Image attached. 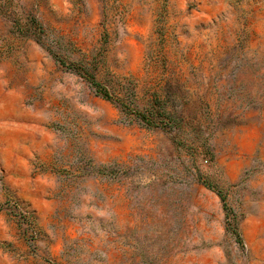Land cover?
Returning a JSON list of instances; mask_svg holds the SVG:
<instances>
[{
	"label": "rangeland",
	"instance_id": "rangeland-1",
	"mask_svg": "<svg viewBox=\"0 0 264 264\" xmlns=\"http://www.w3.org/2000/svg\"><path fill=\"white\" fill-rule=\"evenodd\" d=\"M0 227L26 264H264V0H0Z\"/></svg>",
	"mask_w": 264,
	"mask_h": 264
},
{
	"label": "crops",
	"instance_id": "crops-1",
	"mask_svg": "<svg viewBox=\"0 0 264 264\" xmlns=\"http://www.w3.org/2000/svg\"><path fill=\"white\" fill-rule=\"evenodd\" d=\"M4 231L0 227V239L4 236ZM0 264H26L23 261H19L14 259L10 253H4V251L0 248Z\"/></svg>",
	"mask_w": 264,
	"mask_h": 264
},
{
	"label": "trees",
	"instance_id": "trees-1",
	"mask_svg": "<svg viewBox=\"0 0 264 264\" xmlns=\"http://www.w3.org/2000/svg\"><path fill=\"white\" fill-rule=\"evenodd\" d=\"M90 83H91L92 86L95 88L96 93L102 94V96H104V97H106V98L109 97L108 94H106L104 88H102V87L100 86V84H98V83H96V82H94V81H90ZM142 121H143L145 124L149 125V126L154 125V123H153L152 121H150L148 118L143 117V118H142Z\"/></svg>",
	"mask_w": 264,
	"mask_h": 264
},
{
	"label": "built area",
	"instance_id": "built-area-1",
	"mask_svg": "<svg viewBox=\"0 0 264 264\" xmlns=\"http://www.w3.org/2000/svg\"><path fill=\"white\" fill-rule=\"evenodd\" d=\"M11 205V204H10ZM28 234H29V231H28ZM30 238H31V235L29 234Z\"/></svg>",
	"mask_w": 264,
	"mask_h": 264
}]
</instances>
